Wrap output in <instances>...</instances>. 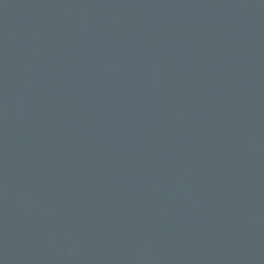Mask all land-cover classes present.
<instances>
[{"label": "water", "instance_id": "1", "mask_svg": "<svg viewBox=\"0 0 264 264\" xmlns=\"http://www.w3.org/2000/svg\"><path fill=\"white\" fill-rule=\"evenodd\" d=\"M0 264H264V0H0Z\"/></svg>", "mask_w": 264, "mask_h": 264}]
</instances>
